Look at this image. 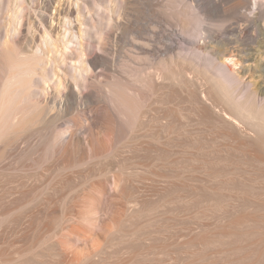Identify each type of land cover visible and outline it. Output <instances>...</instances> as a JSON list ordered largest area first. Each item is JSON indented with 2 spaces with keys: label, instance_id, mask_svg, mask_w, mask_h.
Segmentation results:
<instances>
[{
  "label": "rangeland",
  "instance_id": "374dc122",
  "mask_svg": "<svg viewBox=\"0 0 264 264\" xmlns=\"http://www.w3.org/2000/svg\"><path fill=\"white\" fill-rule=\"evenodd\" d=\"M49 1L52 15L76 3ZM106 1L95 12L97 21L109 11ZM131 1L132 27L113 39L119 68L136 42L153 41L154 56L142 60L147 67L161 49L195 47L170 40V23L177 22L168 17L178 14L176 0ZM192 2L215 18L233 14L235 4L255 14L227 20L225 42L264 64V6L250 10L244 0ZM51 22L64 32L63 20ZM195 29L186 35L198 39ZM32 35L29 49L42 45ZM99 69L98 80L110 79ZM189 76L202 84L201 76ZM144 93L150 106L142 124L127 123L115 133L104 119H95L103 144L95 153L85 134L77 154L81 165L68 163L67 155L50 160L48 153L42 159L40 134L17 141L19 167L0 163V264H264L256 252L264 248V159L238 146L229 127L204 111L186 87L166 80ZM92 115L90 109L75 108L62 115L57 130L66 129L68 120ZM28 152L34 153L24 157ZM13 160L16 164L12 157L6 161Z\"/></svg>",
  "mask_w": 264,
  "mask_h": 264
},
{
  "label": "bare ground",
  "instance_id": "6f19581e",
  "mask_svg": "<svg viewBox=\"0 0 264 264\" xmlns=\"http://www.w3.org/2000/svg\"><path fill=\"white\" fill-rule=\"evenodd\" d=\"M244 1L250 10L264 6V0ZM100 2L76 0L68 9L59 7L57 14L52 15L49 0L43 7H39L41 0L36 6H29L28 0H0L2 167H19L17 141L34 134L43 138L42 159L48 153L50 160L67 155L68 163L81 165L84 162L77 154L84 147L85 134L95 153L103 144L95 119H104L115 133L127 123L142 124L150 106L145 89L156 90L166 80L186 87L204 111L229 127L228 134L241 142L238 146L253 158L264 159V64L252 53L243 55L229 47L224 36L227 20L237 16L250 19L255 14H245L242 5L235 4L233 14L215 18L192 0H176L173 8H179L178 14L168 17L173 16L177 22L170 23V40L195 47L190 52L186 48L179 52L161 49L156 52L157 61L147 67L142 60L154 56L153 41L136 42L133 54L119 68L113 39L119 30L132 27L128 18L132 1H106L109 11L97 21L95 12L105 8ZM196 8L206 14L201 16ZM156 15L164 19L168 16ZM57 18L64 21V32L51 22ZM192 27H196L198 39L186 35ZM239 30L243 32L241 27ZM31 34L40 37L42 45L29 49ZM219 36L222 38L216 44ZM163 37L162 34L159 39ZM93 50L101 53L92 55ZM99 68L110 74V79L98 80ZM189 73L201 76L202 84L191 79ZM75 108L90 109L93 115L89 120H68L66 129L57 130L62 115ZM52 114L55 115L50 117ZM9 157L16 159V164L14 160L8 163ZM90 210L94 217L93 207ZM256 252L259 257L264 256L263 247Z\"/></svg>",
  "mask_w": 264,
  "mask_h": 264
}]
</instances>
